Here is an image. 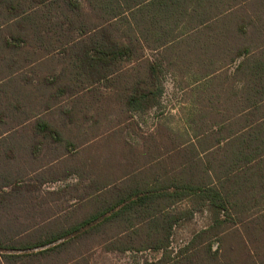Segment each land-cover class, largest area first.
I'll return each mask as SVG.
<instances>
[{
  "label": "trees",
  "instance_id": "obj_1",
  "mask_svg": "<svg viewBox=\"0 0 264 264\" xmlns=\"http://www.w3.org/2000/svg\"><path fill=\"white\" fill-rule=\"evenodd\" d=\"M103 2L99 0L100 5ZM69 4L72 8L77 5ZM119 6L130 15L115 21H123L129 30L115 35L112 49L102 43L110 41L111 34L102 35L87 51L88 70L103 69L112 60L145 57L144 76L131 85L128 103L132 110L146 113L161 105L168 75L200 81L243 58L238 68L246 75L242 95L247 107L236 115L240 126H225L232 116L220 131L206 133H223L213 146L223 141L227 147L234 144L230 153L238 160L233 161L232 170L235 166L241 170L256 157H264V0H119ZM252 57L256 58L253 62ZM218 61L227 65H216ZM48 133L54 135L56 131ZM186 163L175 177L168 171L156 175L153 168L142 177L136 170L125 184L99 189L94 212L57 231L38 238L16 235L6 240L0 236V262H39L67 244L116 225L117 240L110 250L162 252L159 260L145 264H264V224L243 225L240 219L241 225L235 228L240 238L223 247L222 234L237 221L230 197L211 176H198V157L190 162L189 177ZM0 184L4 190L12 183L1 177ZM185 200H190L193 207L181 209L179 205ZM203 207L210 212L211 225L171 255L168 250L174 229Z\"/></svg>",
  "mask_w": 264,
  "mask_h": 264
},
{
  "label": "crops",
  "instance_id": "obj_2",
  "mask_svg": "<svg viewBox=\"0 0 264 264\" xmlns=\"http://www.w3.org/2000/svg\"><path fill=\"white\" fill-rule=\"evenodd\" d=\"M104 1L100 5L99 0H0V130L4 131L0 133L1 139L13 140L17 135L18 138L21 136L19 131L33 129L37 144H42V139H53V142L61 144L59 123L70 125L74 122L83 87L87 85L108 91L110 107L115 103L112 97L121 98V103L117 104H121L127 113L146 115L163 106L166 83L161 105L153 110L139 112L132 110L128 103L131 85L144 76L145 57L142 60H112L104 64L103 69L88 70L90 58L87 51L96 46L102 35L111 34V40L102 43L107 49H112L115 35L129 30L127 24L123 21L120 24L115 19L129 17L130 11H122L119 0ZM70 2L77 3L75 8L70 6ZM111 18L113 20L109 21ZM243 60L240 58L230 65L218 61L216 65L226 64L227 67L200 81L190 76L170 75L174 88L183 91L186 97L184 124L187 130H193V138L186 141L183 144L186 146L181 149L176 147L171 165L164 170L156 169V175L168 171L171 177H175L187 162L186 175L189 177L190 162L198 157V176L204 179L211 176L219 188L228 193L233 204L237 221L230 224L233 228L222 234L221 239L223 242L233 239V243L240 238L235 232V228L241 225L240 219L243 225L264 224V157H256L241 170L237 166L232 170L233 161L238 160L230 153L235 148L234 144L227 147L223 141L213 146L223 133L207 134L206 131H220L232 116L225 126L239 128L236 115L242 114L247 107L242 95L246 75L238 68ZM254 60L256 58L250 59L251 62ZM59 65L65 67L62 72L55 67ZM68 98L71 105H67ZM103 105L97 104L100 110ZM52 113L58 114V121ZM51 129L56 134H49ZM19 144L25 143L19 141ZM37 144L33 145L29 157L42 160L44 156L36 153ZM37 168L39 171L44 169L39 165ZM179 206L181 209L192 208L193 203L185 200ZM204 211L211 221L210 212L205 207L196 210L186 220ZM246 236L248 238L249 235L246 233Z\"/></svg>",
  "mask_w": 264,
  "mask_h": 264
},
{
  "label": "rangeland",
  "instance_id": "obj_3",
  "mask_svg": "<svg viewBox=\"0 0 264 264\" xmlns=\"http://www.w3.org/2000/svg\"><path fill=\"white\" fill-rule=\"evenodd\" d=\"M55 67L61 72L65 68ZM165 83L164 104L151 114L127 113L117 104L122 99L115 96L110 107L108 91L87 85L90 87H83L74 122L59 123L61 144L53 139H42V144H37L33 129L19 131L21 136L13 140L2 138L0 178L6 177L12 183L0 189V197H7L0 200V236L7 237L2 239L11 240L16 235L38 238L72 225L94 212L95 193L99 189L125 184L136 170L144 177L152 168L160 171L161 162L162 170L171 165L176 147L186 146L183 144L192 140L193 130L185 128L183 91L174 88L170 75ZM70 100L67 105H71ZM97 104H104L102 110ZM52 117L59 120L58 114L52 113ZM19 141L25 144L20 145ZM35 143L39 147L36 153L44 156L42 160L29 157ZM38 165L44 169L39 171ZM210 223L205 211L184 221L174 231L168 252L176 255ZM116 229V225L109 226L34 264H145L162 257V252L152 250H110L117 240ZM232 241L235 240L220 242L228 248Z\"/></svg>",
  "mask_w": 264,
  "mask_h": 264
}]
</instances>
